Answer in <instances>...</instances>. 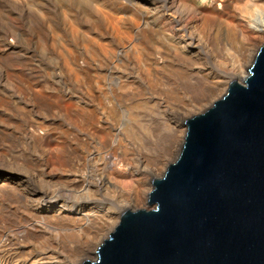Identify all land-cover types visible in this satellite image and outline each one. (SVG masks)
I'll list each match as a JSON object with an SVG mask.
<instances>
[{
    "label": "rangeland",
    "instance_id": "374dc122",
    "mask_svg": "<svg viewBox=\"0 0 264 264\" xmlns=\"http://www.w3.org/2000/svg\"><path fill=\"white\" fill-rule=\"evenodd\" d=\"M258 1L0 0V264L94 261L122 210L153 208L143 198L178 158L183 123L238 65V82L248 76L264 44L247 27ZM65 190L83 192L81 213L88 198L106 215L48 210Z\"/></svg>",
    "mask_w": 264,
    "mask_h": 264
},
{
    "label": "water",
    "instance_id": "95a60500",
    "mask_svg": "<svg viewBox=\"0 0 264 264\" xmlns=\"http://www.w3.org/2000/svg\"><path fill=\"white\" fill-rule=\"evenodd\" d=\"M150 210H126L84 264H264V44L242 83L186 120Z\"/></svg>",
    "mask_w": 264,
    "mask_h": 264
},
{
    "label": "bare ground",
    "instance_id": "6f19581e",
    "mask_svg": "<svg viewBox=\"0 0 264 264\" xmlns=\"http://www.w3.org/2000/svg\"><path fill=\"white\" fill-rule=\"evenodd\" d=\"M258 5H259V8L260 10H262L263 14H264V0H259L258 1ZM213 9V6L211 8H208L207 10L210 12V16H206L204 21H203V24H202V37L206 35V33H209V29L212 28V27H217V23H218V18L215 17L213 18L212 16V10ZM248 14V13H247ZM218 15V12L216 13V16ZM219 16H221L219 14ZM244 16V15H242ZM257 16V15H256ZM245 17V16H244ZM244 17H241V21L243 20H246V19H242ZM261 20H258L257 21V24H253L249 18L248 20L250 21V24L247 25L248 29H249V34H253L255 36H257V38H259L260 36H263L264 35V15L261 16ZM244 22V21H243ZM219 27L221 25H218ZM221 28V27H220ZM223 34L226 35L227 37L228 36H232L236 39H238V36L235 32V29L234 27H228L227 29L223 27ZM254 32V33H253ZM226 40V39H225ZM241 44V46L243 47V44L241 42H239ZM192 49L195 50H198V47L196 46H193ZM256 56V55H255ZM255 59V58H254ZM237 67V66H236ZM245 67H247L245 65ZM237 71L235 73V75L233 76L234 79L233 81H238V76H241V74H244V71H243V66L242 65H238V67L236 68ZM208 70V68H207ZM243 82V81H242ZM186 130H187V127H186ZM186 135V133H185ZM185 138V136H184ZM184 143V142H183ZM183 146V144H182ZM182 148V147H181ZM108 158V157H107ZM109 165L111 166V168H109L110 170H114V166H115V162L111 161V159L109 158ZM149 176L154 179L156 176L155 174H153V172L149 171ZM112 179H107L105 182H104V185L106 187V189H109L110 187H115L116 183H112L111 181ZM117 187V186H116ZM62 192V191H61ZM67 192V193H66ZM82 194V195H81ZM59 195V194H58ZM80 196H83V192L82 191H77V190H65V193H61L60 196H57L55 198L53 197H50L48 200H47V203H50L47 207V209H51V210H54L56 213L58 214H65V215H68V216H72V217H76V216H79V217H83L84 219L88 220L90 219L92 216L98 214V213H104L105 214V211L106 210H103V207L96 204L95 202H92L90 201L88 198H86V204H88V207H89V212L88 214H85V213H81L80 211L83 210V206L82 205H79L78 203L75 202V199L77 197H80ZM149 199V195H146L145 198H143V202L146 204L147 201ZM94 201V200H93ZM104 201V200H103ZM102 201V202H103ZM101 202V201H100ZM81 203V202H80ZM108 205L109 202H107ZM111 203V202H110ZM130 203H132L131 205H137V203H139V199L138 197H133L131 202H129V205ZM102 204V203H101ZM106 204V203H105ZM46 206V205H45ZM105 206V205H104ZM91 207V208H90ZM46 209V208H45ZM131 207H128L127 206V209L126 210H130ZM108 210V209H107ZM125 209L122 210V211H126ZM51 212V211H50ZM106 215V214H105ZM72 221V220H71ZM86 259V258H85Z\"/></svg>",
    "mask_w": 264,
    "mask_h": 264
}]
</instances>
